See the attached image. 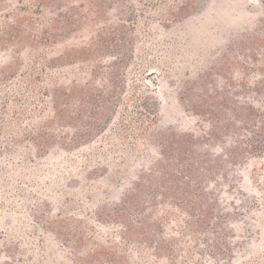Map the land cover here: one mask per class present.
<instances>
[{
	"label": "rangeland",
	"instance_id": "374dc122",
	"mask_svg": "<svg viewBox=\"0 0 264 264\" xmlns=\"http://www.w3.org/2000/svg\"><path fill=\"white\" fill-rule=\"evenodd\" d=\"M256 100L264 0H0V264H264Z\"/></svg>",
	"mask_w": 264,
	"mask_h": 264
},
{
	"label": "trees",
	"instance_id": "16d2710c",
	"mask_svg": "<svg viewBox=\"0 0 264 264\" xmlns=\"http://www.w3.org/2000/svg\"><path fill=\"white\" fill-rule=\"evenodd\" d=\"M260 82L259 81H254L252 84H254V86H256V84ZM223 87V86H222ZM257 92H259L257 90ZM226 98H229V95L226 96ZM226 99H223L221 101V105L226 106ZM257 102H255V104H250L247 103L246 105H240L234 108H231L229 110H227V112L230 115H227V118H225L224 120V130H227L229 125L234 124V122L238 121L239 123H243L245 122L246 124L243 125V129H245L246 131H249L250 134H252L250 136V138L248 140L245 141L246 146L242 147L243 151H247L248 153H254L255 151H258V149H260L262 147V142L264 141V104H259L260 101L256 100ZM258 103V104H256ZM211 113L214 114L215 110L212 109ZM257 116L256 118L259 119L258 122L256 123V119H254V117ZM138 118V117H137ZM141 118V117H140ZM142 122V118L140 120V123ZM259 124V125H258ZM260 129H258V128ZM237 133L236 136L234 135H230V134H226V136L228 137V141L227 143L229 144L230 147H233V152L237 151L238 147H234L238 144H240L239 140H237ZM219 146H217L218 148ZM221 151L223 150V148H220ZM165 173L168 174V171L165 170ZM189 172V171H188ZM129 228V227H128Z\"/></svg>",
	"mask_w": 264,
	"mask_h": 264
}]
</instances>
